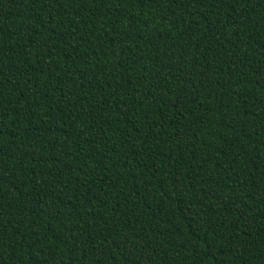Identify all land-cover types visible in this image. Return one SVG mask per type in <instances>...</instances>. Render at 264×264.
<instances>
[{"label": "trees", "instance_id": "16d2710c", "mask_svg": "<svg viewBox=\"0 0 264 264\" xmlns=\"http://www.w3.org/2000/svg\"><path fill=\"white\" fill-rule=\"evenodd\" d=\"M0 264H264V0H0Z\"/></svg>", "mask_w": 264, "mask_h": 264}]
</instances>
